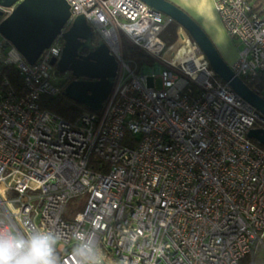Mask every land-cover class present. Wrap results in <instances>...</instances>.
I'll list each match as a JSON object with an SVG mask.
<instances>
[{
	"label": "built area",
	"instance_id": "built-area-1",
	"mask_svg": "<svg viewBox=\"0 0 264 264\" xmlns=\"http://www.w3.org/2000/svg\"><path fill=\"white\" fill-rule=\"evenodd\" d=\"M65 1L116 59L114 84L98 111L67 121L40 106L60 90L50 61L62 37L33 64L0 38V232L52 234L58 264H79L89 243L97 264H238L264 237V148L247 137L264 116L203 54L164 58L172 19L143 1ZM212 3L248 84L264 71V15L248 0ZM121 36L151 62L125 59ZM74 198L83 208L68 214Z\"/></svg>",
	"mask_w": 264,
	"mask_h": 264
},
{
	"label": "water",
	"instance_id": "water-1",
	"mask_svg": "<svg viewBox=\"0 0 264 264\" xmlns=\"http://www.w3.org/2000/svg\"><path fill=\"white\" fill-rule=\"evenodd\" d=\"M141 1L178 23L204 54L213 72L264 116V98L233 73L192 17L169 0ZM0 7L10 8L0 20V36L29 64H33L58 36L62 37L61 54L50 61L59 73L69 71L72 77L62 93L89 110L98 111L112 90L117 61L103 41L92 43L93 34L85 18L82 15L71 18L65 0H0ZM2 13L0 10V15ZM65 26H68L66 30ZM83 49L87 50L86 54H81ZM247 137L264 145L261 128L249 129Z\"/></svg>",
	"mask_w": 264,
	"mask_h": 264
},
{
	"label": "rangeland",
	"instance_id": "rangeland-1",
	"mask_svg": "<svg viewBox=\"0 0 264 264\" xmlns=\"http://www.w3.org/2000/svg\"><path fill=\"white\" fill-rule=\"evenodd\" d=\"M175 5L183 9L190 17H192L195 22L203 29V31L208 35L213 45L229 65L234 62L237 58L238 42L232 40L226 34V31L216 14L212 0H169ZM1 38V36H0ZM165 42V41H164ZM203 54L198 48L196 43L188 35V33L180 28L178 31V37L176 41L170 45H165V49L162 53L163 57L174 63L181 61L183 58H188L192 56L195 59L196 56ZM204 56V54H203ZM205 57V56H204ZM206 58V57H205ZM149 67L148 64H144L142 67ZM69 75L67 72L59 73L57 71V76L55 82H61ZM161 85L160 79H155V86L159 88ZM84 199L74 198L71 199L65 208L68 214L76 213L82 210ZM254 264H264V237L262 245L259 246Z\"/></svg>",
	"mask_w": 264,
	"mask_h": 264
},
{
	"label": "trees",
	"instance_id": "trees-1",
	"mask_svg": "<svg viewBox=\"0 0 264 264\" xmlns=\"http://www.w3.org/2000/svg\"><path fill=\"white\" fill-rule=\"evenodd\" d=\"M254 6H257L261 15H264V0H248ZM7 15V12H3L0 15V20H2ZM68 26H65L64 30L67 29ZM182 28L178 23L174 20H171L164 30L161 32V38L165 41V45H172L177 37L178 31ZM93 34L92 42L96 43L99 38L96 34ZM122 40V50L123 56L125 59H133L136 61L142 62H151V59L146 56L140 49L132 45L125 36H121ZM3 75H6L14 87L21 88L22 83L20 80V76L12 66H4L2 68ZM71 77L68 76L63 81L59 82L60 90L57 94L52 96H42L40 98V106L55 113L61 118L67 121H73L82 113L93 112L89 110L83 104H80L74 100H71L63 95L62 90L66 86V84L71 80ZM248 86L257 94L264 98V71L256 74L252 80L248 83ZM260 145V144H259ZM264 148V145H261ZM259 246L253 247L251 251H249L243 258H241L238 264H254L255 256L257 253Z\"/></svg>",
	"mask_w": 264,
	"mask_h": 264
},
{
	"label": "clouds",
	"instance_id": "clouds-1",
	"mask_svg": "<svg viewBox=\"0 0 264 264\" xmlns=\"http://www.w3.org/2000/svg\"><path fill=\"white\" fill-rule=\"evenodd\" d=\"M55 244V237L47 232L35 233L27 240L0 232V264H58ZM75 252L79 264H97L92 244H81Z\"/></svg>",
	"mask_w": 264,
	"mask_h": 264
},
{
	"label": "flooded vegetation",
	"instance_id": "flooded-vegetation-1",
	"mask_svg": "<svg viewBox=\"0 0 264 264\" xmlns=\"http://www.w3.org/2000/svg\"><path fill=\"white\" fill-rule=\"evenodd\" d=\"M92 40H93V38H92ZM92 43H94V42H92ZM95 44V43H94ZM87 53V50L86 49H83L82 51H81V54H86ZM67 73H68V75L70 76V72L69 71H66ZM71 77V76H70ZM70 79H72V77L70 78Z\"/></svg>",
	"mask_w": 264,
	"mask_h": 264
}]
</instances>
